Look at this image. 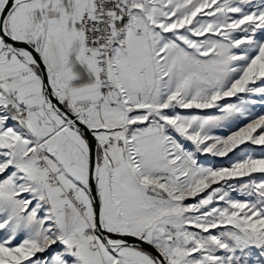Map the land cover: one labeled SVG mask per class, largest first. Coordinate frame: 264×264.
<instances>
[{
    "label": "snow or ice",
    "instance_id": "obj_1",
    "mask_svg": "<svg viewBox=\"0 0 264 264\" xmlns=\"http://www.w3.org/2000/svg\"><path fill=\"white\" fill-rule=\"evenodd\" d=\"M0 264H264V0H0Z\"/></svg>",
    "mask_w": 264,
    "mask_h": 264
}]
</instances>
